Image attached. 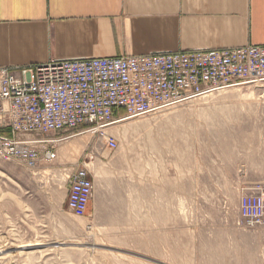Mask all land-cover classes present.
<instances>
[{
  "label": "rangeland",
  "instance_id": "obj_1",
  "mask_svg": "<svg viewBox=\"0 0 264 264\" xmlns=\"http://www.w3.org/2000/svg\"><path fill=\"white\" fill-rule=\"evenodd\" d=\"M58 146L38 169L0 159V264H264V87L241 84ZM94 176L87 215L67 209L63 167Z\"/></svg>",
  "mask_w": 264,
  "mask_h": 264
},
{
  "label": "built area",
  "instance_id": "obj_2",
  "mask_svg": "<svg viewBox=\"0 0 264 264\" xmlns=\"http://www.w3.org/2000/svg\"><path fill=\"white\" fill-rule=\"evenodd\" d=\"M241 84L264 87V45L51 60L0 67V159L28 169L59 157L58 146L84 133L108 134L116 121L141 118ZM67 209L84 218L94 190L86 163L63 167ZM243 218L264 226V189L242 200Z\"/></svg>",
  "mask_w": 264,
  "mask_h": 264
},
{
  "label": "crops",
  "instance_id": "obj_3",
  "mask_svg": "<svg viewBox=\"0 0 264 264\" xmlns=\"http://www.w3.org/2000/svg\"><path fill=\"white\" fill-rule=\"evenodd\" d=\"M264 45V0H0V67Z\"/></svg>",
  "mask_w": 264,
  "mask_h": 264
}]
</instances>
